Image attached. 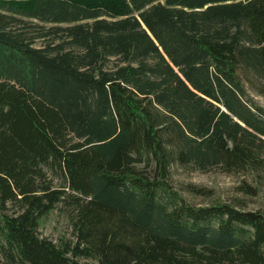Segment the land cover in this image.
Masks as SVG:
<instances>
[{"label":"trees","instance_id":"16d2710c","mask_svg":"<svg viewBox=\"0 0 264 264\" xmlns=\"http://www.w3.org/2000/svg\"><path fill=\"white\" fill-rule=\"evenodd\" d=\"M0 11V264H264L262 212L194 206L170 183L178 165L264 187V109L245 88L264 95V0ZM16 16L68 24L52 30L66 40L36 47L52 34ZM67 203L75 241L57 245L39 223Z\"/></svg>","mask_w":264,"mask_h":264},{"label":"rangeland","instance_id":"374dc122","mask_svg":"<svg viewBox=\"0 0 264 264\" xmlns=\"http://www.w3.org/2000/svg\"><path fill=\"white\" fill-rule=\"evenodd\" d=\"M163 3L164 0H161ZM6 13L4 11H0ZM21 20L22 28L30 37H37L41 33L52 34L36 40V47H43L54 39V44L66 40L62 32L52 31L55 28H66L68 24H54L42 22L37 19L16 16ZM57 34V35H55ZM247 94L255 104L264 109V95L258 94L248 85H245ZM54 185L59 188L65 185L64 180L58 175H51ZM170 183L179 196L188 204L206 206L216 203H228L248 211H259L264 214V187L257 189V195L248 194L246 185L256 188L253 175L226 174L219 169L199 171L189 167L174 166L171 169ZM68 193L71 191L68 190ZM69 204L58 205L56 209L43 217L39 223V235L47 238L57 245L75 241L74 231L69 218ZM80 264H99L95 259L77 258Z\"/></svg>","mask_w":264,"mask_h":264}]
</instances>
